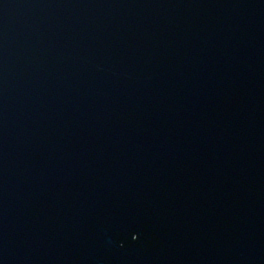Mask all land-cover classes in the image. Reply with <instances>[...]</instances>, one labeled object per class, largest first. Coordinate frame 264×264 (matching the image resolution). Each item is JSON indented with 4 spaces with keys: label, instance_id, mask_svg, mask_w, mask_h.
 <instances>
[{
    "label": "water",
    "instance_id": "1",
    "mask_svg": "<svg viewBox=\"0 0 264 264\" xmlns=\"http://www.w3.org/2000/svg\"><path fill=\"white\" fill-rule=\"evenodd\" d=\"M0 264H264V0H0Z\"/></svg>",
    "mask_w": 264,
    "mask_h": 264
}]
</instances>
